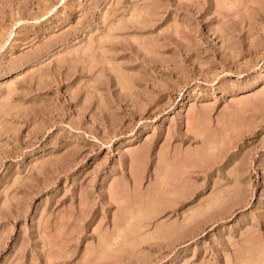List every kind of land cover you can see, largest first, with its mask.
<instances>
[{
    "label": "rangeland",
    "instance_id": "obj_1",
    "mask_svg": "<svg viewBox=\"0 0 264 264\" xmlns=\"http://www.w3.org/2000/svg\"><path fill=\"white\" fill-rule=\"evenodd\" d=\"M0 264H264V0H0Z\"/></svg>",
    "mask_w": 264,
    "mask_h": 264
},
{
    "label": "bare ground",
    "instance_id": "obj_2",
    "mask_svg": "<svg viewBox=\"0 0 264 264\" xmlns=\"http://www.w3.org/2000/svg\"><path fill=\"white\" fill-rule=\"evenodd\" d=\"M263 257V256H262Z\"/></svg>",
    "mask_w": 264,
    "mask_h": 264
}]
</instances>
